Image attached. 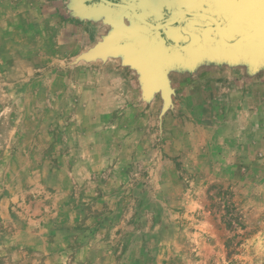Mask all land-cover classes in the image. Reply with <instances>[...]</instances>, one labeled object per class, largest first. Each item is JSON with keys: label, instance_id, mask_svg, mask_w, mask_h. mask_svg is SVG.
Returning a JSON list of instances; mask_svg holds the SVG:
<instances>
[{"label": "rangeland", "instance_id": "rangeland-1", "mask_svg": "<svg viewBox=\"0 0 264 264\" xmlns=\"http://www.w3.org/2000/svg\"><path fill=\"white\" fill-rule=\"evenodd\" d=\"M110 31L0 30V264H264V66L214 104L164 66L165 101L86 60Z\"/></svg>", "mask_w": 264, "mask_h": 264}, {"label": "water", "instance_id": "water-1", "mask_svg": "<svg viewBox=\"0 0 264 264\" xmlns=\"http://www.w3.org/2000/svg\"><path fill=\"white\" fill-rule=\"evenodd\" d=\"M77 1L79 15H102L116 29L86 57L125 55L141 71L145 93L161 89L165 101L172 90L164 66L192 69L201 59L264 66V0L164 1L157 11L144 0Z\"/></svg>", "mask_w": 264, "mask_h": 264}, {"label": "crops", "instance_id": "crops-1", "mask_svg": "<svg viewBox=\"0 0 264 264\" xmlns=\"http://www.w3.org/2000/svg\"><path fill=\"white\" fill-rule=\"evenodd\" d=\"M164 1L175 5L179 4V0H144L145 4L155 11L162 7ZM78 11H80V9L78 8L77 0H0V30L10 33L13 32L17 38L29 36L38 37L39 33L43 38H47L48 42L58 46L61 50L72 43L76 46L79 45V47L81 45L86 46L89 42V37L93 35V32L95 30H103L107 25L111 27L109 35L115 32L116 29L105 21L104 16L101 15L88 18L79 15ZM124 22L128 27H132L130 21L126 17L124 18ZM103 41L104 40H101L96 45ZM98 57H86V60H95ZM116 60L115 73L117 71V73L122 75L124 73L122 71H127L130 75L133 74L136 76V78L124 79L123 76H118V78L125 84L130 83L132 86L140 87L142 94H144L145 91L143 87L145 83L142 80V74L138 67L128 64L125 55L121 53L116 55ZM93 64L96 66L99 65L98 63ZM104 68L105 66L102 64L99 69L104 70ZM175 68L174 71L176 76L179 75V71L180 73H183L184 69H186L188 73L193 74V79H196V75L199 76L201 73L206 74L207 79H210V82L208 80V83L205 85L203 84L201 87L205 95L206 92L213 94V96L208 97L209 100H206L207 103L212 104L219 102L220 99L218 95L223 94L224 83L221 81L222 78H226L225 76L236 73L233 71V69L236 68L245 71L246 74L251 73L250 70H252L250 65L244 61V59H237V61L233 63L226 60L216 61L201 59L192 69L181 67L179 65H176ZM221 69H225L226 71L221 72ZM163 70H165L164 67ZM130 75H128V77ZM212 75H214V77L211 78ZM171 77H173V75L169 76L167 74L169 83V78ZM231 78L233 79L234 77H230V79ZM244 79L248 80L246 76ZM197 87H200V85ZM170 88L172 90L171 95L178 94V87L176 89L174 87ZM229 91L234 92L235 89H229ZM240 92L241 96L243 95L241 102L244 103L247 100L245 94H247L248 91L243 88ZM192 95H194V93ZM187 98L189 97L186 96V99ZM259 109L261 108L259 107Z\"/></svg>", "mask_w": 264, "mask_h": 264}]
</instances>
